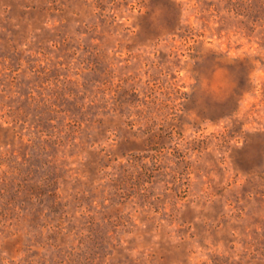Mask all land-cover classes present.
Instances as JSON below:
<instances>
[{"label": "rangeland", "instance_id": "1", "mask_svg": "<svg viewBox=\"0 0 264 264\" xmlns=\"http://www.w3.org/2000/svg\"><path fill=\"white\" fill-rule=\"evenodd\" d=\"M0 264H264V0H0Z\"/></svg>", "mask_w": 264, "mask_h": 264}]
</instances>
